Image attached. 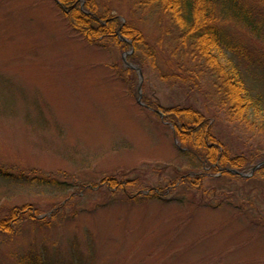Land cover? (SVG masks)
<instances>
[{
  "label": "rangeland",
  "instance_id": "rangeland-1",
  "mask_svg": "<svg viewBox=\"0 0 264 264\" xmlns=\"http://www.w3.org/2000/svg\"><path fill=\"white\" fill-rule=\"evenodd\" d=\"M108 1L128 19L130 0ZM145 31L159 36L154 23ZM128 52L88 42L55 0H0V166L30 181L0 176V218L28 203L50 221L23 219L15 234H0V264H18L35 247L70 264L77 257L84 264H264V179L206 178L207 188L216 187L206 203L183 184L167 200L146 197L180 172L205 167L181 154L170 125L138 103L139 84L163 106L218 110L216 129L235 151L264 152L259 116L231 120L217 109L208 74L192 90L170 86ZM242 70L264 97L258 69ZM111 178L136 182L115 190Z\"/></svg>",
  "mask_w": 264,
  "mask_h": 264
},
{
  "label": "trees",
  "instance_id": "trees-1",
  "mask_svg": "<svg viewBox=\"0 0 264 264\" xmlns=\"http://www.w3.org/2000/svg\"><path fill=\"white\" fill-rule=\"evenodd\" d=\"M55 1L68 25L88 42L106 41L116 48L129 50L131 62L142 69L152 67L156 76L170 86L192 90L200 84L201 74H208L213 80V96L218 98L217 109H222L231 120L251 122L253 116H259L264 127V97L253 92L242 70V64L255 67L264 78V0H130L128 19L117 14V5L108 0ZM138 13L143 15H140L143 23L135 18ZM150 23L159 30V36L145 31V24ZM128 71L132 73L130 77L136 74L131 68ZM143 101L151 106L144 105V110L170 125L182 146L181 154L192 156L205 167L197 173L180 172L168 186L148 189L146 197L167 200L183 184L201 194L206 203L205 200L211 198V190L216 191V187L210 190L205 186L206 178L227 177L245 182L264 179V164L250 176L233 171L249 173L248 169L264 160V152L248 150L244 153L232 149L224 140L223 131L216 129L220 124L218 119L221 121L218 110L211 111L209 106L200 107L190 102L163 106L152 95L143 96ZM0 176L30 182L27 175H15L1 166ZM38 178L43 183H54ZM108 181L110 187L116 186L115 190L121 186L126 190L129 183L136 182H119L116 178ZM142 194L141 189L131 198ZM35 209L28 203L11 208L7 216L0 218V234H15L23 219L49 224L50 221L39 216ZM76 260H71V264H84L80 257ZM17 263L70 264L61 257L54 260L50 252L39 247L30 248L17 258Z\"/></svg>",
  "mask_w": 264,
  "mask_h": 264
},
{
  "label": "water",
  "instance_id": "water-1",
  "mask_svg": "<svg viewBox=\"0 0 264 264\" xmlns=\"http://www.w3.org/2000/svg\"><path fill=\"white\" fill-rule=\"evenodd\" d=\"M263 163H264V161L261 162V163H259V164H257V165L253 168V171L256 170V169H257L259 166H261Z\"/></svg>",
  "mask_w": 264,
  "mask_h": 264
}]
</instances>
